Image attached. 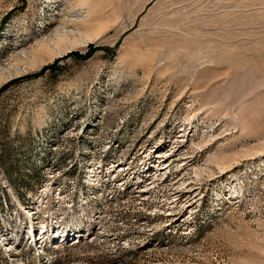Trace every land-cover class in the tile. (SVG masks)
Listing matches in <instances>:
<instances>
[{"label":"rangeland","instance_id":"1","mask_svg":"<svg viewBox=\"0 0 264 264\" xmlns=\"http://www.w3.org/2000/svg\"><path fill=\"white\" fill-rule=\"evenodd\" d=\"M0 264H264V0H0Z\"/></svg>","mask_w":264,"mask_h":264},{"label":"trees","instance_id":"2","mask_svg":"<svg viewBox=\"0 0 264 264\" xmlns=\"http://www.w3.org/2000/svg\"><path fill=\"white\" fill-rule=\"evenodd\" d=\"M98 48L96 46H94L92 43H88L86 50L83 53H80L78 50H73L67 53V56H72L75 59H87L88 57H90L92 55V53L94 51H96ZM55 62H52L50 64H47L45 66H43L40 70H39V74L42 75L44 73V71L46 69H50V70H54L55 69Z\"/></svg>","mask_w":264,"mask_h":264},{"label":"bare ground","instance_id":"3","mask_svg":"<svg viewBox=\"0 0 264 264\" xmlns=\"http://www.w3.org/2000/svg\"><path fill=\"white\" fill-rule=\"evenodd\" d=\"M166 165V164H165ZM167 168V166H161L160 168H159V170L160 171H162V170H164V169H166ZM161 173V172H160ZM63 232V231H62ZM73 234V233H72ZM72 234H67L66 232H64L62 235H60V238L62 237L63 239H65V238H67V237H70V236H73ZM75 237L71 240V244H73V242H78L79 241V239H80V236L78 235V233H75ZM67 240H68V238H67ZM61 242L62 243H65V242H63L62 240H61Z\"/></svg>","mask_w":264,"mask_h":264}]
</instances>
